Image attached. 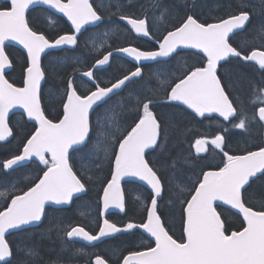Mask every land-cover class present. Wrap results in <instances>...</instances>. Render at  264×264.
Returning <instances> with one entry per match:
<instances>
[{
    "label": "snow or ice",
    "instance_id": "obj_1",
    "mask_svg": "<svg viewBox=\"0 0 264 264\" xmlns=\"http://www.w3.org/2000/svg\"><path fill=\"white\" fill-rule=\"evenodd\" d=\"M36 5L54 10L51 15L62 14L71 25V34L51 39L30 26L26 12ZM114 6L115 12L103 4L96 7L90 0L0 2V142L15 135L10 127V112L13 109H22L34 128L30 134L25 133L18 154L0 161V171L14 170L23 166L25 161L38 162L43 166L40 168L42 174L30 181L26 190L16 189L13 184L11 191H0V197L10 200L0 210V264H12L14 256L35 257L34 246L23 243L14 247L7 235L38 226L47 214L46 205H70L81 194L86 195L91 184L99 185L97 208L102 218L99 230L93 234L83 225H64L62 221L50 225L48 231L55 229L64 243L80 240L94 246L95 242H102L106 237L142 230L151 238L150 242L142 249L128 250L120 264H264V206L254 208L245 195L254 179L264 177V147L243 154H229L225 150L224 135L216 134L211 139L197 138L192 145L197 157L206 153L211 145L213 150L223 153V159L222 166L217 169L201 170L202 175L197 177L191 188L181 184L166 187L160 169L147 158L150 151L160 149L161 154L167 151L168 129L172 126L171 121L166 124L156 112L158 93L163 94L164 105H183L194 118H208L215 114V117L244 131L257 117L258 122L264 125V83L253 88L251 103L260 106L249 118L246 106L242 101L237 106L238 102L231 98L220 75L222 62L235 58L245 64L252 62L264 76V22L258 29H253L251 41L245 39L241 46L232 43L237 30L244 31L254 15L264 17V0H247L213 22L200 20L194 12L186 11L178 25L171 30L165 29V33L156 38V50L117 47L106 51L87 70L75 68L63 88L60 100L62 114L55 120L50 118L42 107V81L46 77L42 54L46 50L74 51L79 43V34L86 30L85 26L98 28L105 22V13L109 23L113 16H117L137 36L152 39L151 19L144 5H141L143 15L140 17L124 14L126 6L121 0H116ZM160 6V0H151L153 9ZM227 7H232L230 2ZM170 11L164 8L162 15ZM104 34L107 35V32ZM9 41L21 46L26 54L21 57L22 86L6 78V70L13 66L10 55L6 54V42ZM181 48L195 50L193 55L199 57L197 63L185 67L180 75L172 74L163 80L153 73L157 75L159 86L148 90L152 95L144 94L141 86L140 91L129 92L127 102L121 97L114 104H108L129 83L142 78L141 61L163 63L165 58H171ZM96 51L99 52V49ZM114 52L132 57L137 66L114 82H102L96 72L110 63ZM65 61L80 63L67 56ZM77 72L80 78H87L89 82L83 92L76 84ZM100 105L107 107L97 114L94 124L91 113ZM117 107L122 110L121 113L115 111ZM122 114L131 116V122L126 119L121 121ZM235 120L238 122L233 123ZM74 153H80L82 160L88 157L92 175L85 178L83 171L76 170ZM180 158H172L168 167L175 171ZM184 163H190V159L185 157ZM96 172L103 173L102 177H95ZM125 178L147 186L148 197L143 202L146 218L139 223L130 221L118 226L105 217L110 208L126 213L121 188ZM166 190L169 191V203L179 205L182 227L179 239L170 234L160 214V201ZM216 202L236 210L241 218L237 229L229 232L223 212L218 210L220 205ZM23 264H29V261L24 260ZM90 264H108V261L97 254Z\"/></svg>",
    "mask_w": 264,
    "mask_h": 264
},
{
    "label": "trees",
    "instance_id": "obj_2",
    "mask_svg": "<svg viewBox=\"0 0 264 264\" xmlns=\"http://www.w3.org/2000/svg\"><path fill=\"white\" fill-rule=\"evenodd\" d=\"M142 1V0H140ZM167 8L170 9L172 14H179V19L184 18L185 12H194L196 16L199 17L200 20H207L209 22L214 21L218 17L226 16L229 11L236 10L238 6L242 3H246V0H167ZM231 3L232 7L228 8L227 5ZM149 4V3H148ZM147 3L145 4V7ZM178 11V12H177ZM30 23V22H29ZM60 24L57 29L54 30V34H50L46 26L43 25H32L31 26L37 31H41L45 33L49 38H56L58 35L65 34L69 31L68 27L60 21ZM239 37H244V33L239 34ZM79 50V45L76 47V51ZM12 51H8L10 56ZM16 57L13 56L14 64H15V73L13 79L16 85H20V79H22V60L23 56L20 52L16 51ZM57 56V53L54 52V57ZM51 57V56H48ZM80 58L81 55H78ZM91 57V56H89ZM180 57L179 61L182 63V69L184 67L192 66L197 63L199 60L198 56L193 55V53H183ZM231 61V62H230ZM225 63L229 65V69L225 74L223 68L220 69V75L223 78V82L226 85L228 91L231 93V98L234 101H237V106L239 107V102L242 101L243 104H248L249 100L246 98L245 92L249 88V83L251 82V78L247 76L245 73V69H254L257 68L255 66L246 67V64L240 62L239 60H230ZM252 65V64H251ZM46 70V82L45 86H50V88L54 87V92L63 91V88L66 86V80L69 75L73 74L74 70H70L73 68L65 66L56 67L55 69H48L44 66ZM181 69V70H182ZM227 67L224 68L226 70ZM232 70L229 73V70ZM179 75V74H178ZM156 76V75H155ZM42 88V107L46 111L47 115L52 119H57L59 115L62 114V105L60 104L61 97H54V100L51 103H47L45 99V89ZM153 89H157V86H152ZM149 95H152L150 93ZM157 99V97H153ZM164 100L163 94L158 93V101L159 106L156 108V112L158 115L162 116V119L167 124L168 121H171L172 126L168 129V139H167V151L161 154V150L157 149L155 152H149L148 159L153 162L154 166L161 171V175L163 176V182L166 185H174L181 184L187 188H191L194 181L198 176L202 175V171L207 170H215L218 167L222 166L223 153L219 150H213L211 146H209V150L203 155H199L194 152L192 145L194 144L197 138H207L211 139L216 134H222L225 136V150L229 152V154H243L245 151L251 150L249 147H246L241 144V135L240 133L232 126V124L221 121L214 117L208 118H194L193 115L189 114L190 112L179 106H167L162 102ZM247 108V107H246ZM248 110V109H247ZM250 112V111H249ZM254 113H249V116L252 117ZM123 115V114H122ZM94 118V117H93ZM92 118V120H93ZM121 121L127 120L131 122V116L123 115ZM238 122V121H236ZM233 121V123H236ZM94 123V122H93ZM227 129V131H225ZM95 135V132L93 133ZM24 138V131H16L13 142L9 144H0V161L10 158L14 154H18V149L20 148L21 141ZM264 145V134L260 133L257 137V144L254 146L256 149L262 147ZM254 149V150H256ZM79 155H81L79 153ZM73 155L75 168L77 171H83L85 173V178L88 175H92V172L89 169L92 167L91 161L88 157H84V161H86L89 166L86 168L79 169L75 157ZM180 156V160L178 161V166L175 171H173L168 165L171 164V159ZM187 157L190 159V163H184V158ZM83 161V160H82ZM42 165H32L31 167L20 168L10 172L9 174L0 171V179L2 181L8 182L10 177H17L16 179L20 181V189L26 190V185L29 184L38 174H40V168ZM103 173L96 172L95 177H102ZM10 178V179H9ZM15 179V180H16ZM185 184V185H184ZM90 190L86 195H83L77 198L72 206L62 211L54 212V214H59V221L63 220L64 225L77 226L83 225L86 230L94 233L95 231V222H99V212L97 208V189L99 187L98 184H91ZM125 199H126V213L124 217L128 219H133V221H138L142 216L144 217L145 209L144 207L138 206V214L132 212L133 206L130 205L133 201V198L136 199L142 198L144 201L148 197V192L144 189L131 184H125L123 186ZM247 202L252 205L254 208H260L264 206V177L260 179H254L251 183V186L248 188V192L245 194ZM148 200L147 202H149ZM223 212V218L226 220V226L228 227L229 232L237 229L240 226L241 219L232 213L231 211L218 209ZM73 211V212H72ZM72 212V213H71ZM81 212L84 214L81 215ZM74 215H71L73 214ZM160 214L163 216L164 220L167 223V226L170 230V234L174 236V238L179 239L182 236V227L180 223V210L179 205H171L169 203V191L166 190L164 193L163 200L160 201ZM71 215V216H69ZM49 222V218L46 220ZM55 224V222H54ZM56 231V230H55ZM127 235V234H124ZM139 237L141 235L138 232H134L131 237ZM47 237L51 238L47 233L43 235H38L36 239L32 241L24 240L21 234H15L12 236L9 241L12 245L18 246L23 243H27L30 246H34V250L37 255L35 257H41L39 262H36L32 256H14L12 258V264H23L24 260H28L29 264H48L51 261L54 262H62V263H73L74 261H78L76 250L74 248L73 243H64L59 238L57 232H54V244L50 242H43L42 240ZM134 237V238H135ZM127 238V237H126ZM129 238V237H128ZM136 241L137 238H136ZM64 249V252L61 253V249ZM113 251H128L131 248L127 247L124 243L117 244L116 246L111 247ZM53 251V253L51 252ZM51 252V253H49ZM25 257V258H24ZM54 258V259H53ZM80 262V261H79Z\"/></svg>",
    "mask_w": 264,
    "mask_h": 264
},
{
    "label": "flooded vegetation",
    "instance_id": "obj_3",
    "mask_svg": "<svg viewBox=\"0 0 264 264\" xmlns=\"http://www.w3.org/2000/svg\"><path fill=\"white\" fill-rule=\"evenodd\" d=\"M104 1H106V0H104ZM149 1L150 0H142V1H140V0H121V3L126 6L124 9V14L131 15L134 17L142 16L143 11L141 9V5H144L145 2H149ZM163 7L167 8V5L166 6L164 5ZM110 8H111V11H113V12L116 11V7L115 8L110 7ZM145 9L147 10V14L151 19V36H152L151 41L139 39L136 36H134L130 31H128L124 27L122 22L118 20L117 16H113L112 22L109 23L107 13H105V22L102 24H104L107 28L113 30L112 31L113 40L123 43V45L121 47H137L140 50H144V51L156 50V48L158 47V45L156 43V38L161 37L162 34H164L163 32H160V28L165 27V26L168 27V26H170L169 24H172V23L174 25H178L180 23L179 14L178 13L172 14L171 12H167L168 16L166 15V18H165V17H162V15L160 14V11L157 10V8L153 9L151 7V4H148L145 7ZM32 17L34 18V21H37L40 16L37 18V13L33 12ZM261 19H262V17H260L258 19V16L254 15L252 17L251 23H249V26L244 31V32L248 33V36L245 35L244 37H242L243 40L240 37H232V43L234 44V46L243 45L245 42V39H247L248 41H251L253 39V35H254L253 29L254 28L258 29L259 26L261 25V23L264 22V20H261ZM175 20H177L176 23H175ZM46 25H47V27H50L52 30V33H54V29H55V25H56V22H54V17H53L52 21L51 20L47 21ZM86 30H93L94 32H96V31H98V28L95 27V28H89ZM102 30L103 29H100V31H102ZM84 33L85 32L79 34V40L83 39ZM112 37H108V38H112ZM8 50L12 51V49H8ZM106 51H111V50L100 51L98 54H95L92 59H86L84 62V70H87L88 68H90L95 63V60L97 58H101L102 55ZM176 56H178V55H176ZM176 56L174 58H176ZM14 57H16V56H14ZM10 59H12V61H13L12 73H15V70H14L15 64H14L13 57L10 56ZM162 65L163 64L159 65V63H158L154 66L159 67ZM152 66L143 65L142 66L143 74H145V72H147L148 70L153 71L156 69V68L153 69ZM252 66H254L252 62H249L246 64V67L252 68ZM135 67L136 66L134 64H132V63H130L124 59H121L117 56H112L110 59V63L106 67L97 71L96 76L102 82H105V83L108 81L114 82L115 79L122 78V76L127 74L128 72L134 71ZM225 67H227L226 70H224ZM255 67H257V66H255ZM222 68H223L224 73L226 74L227 73L226 71L230 67L227 64H223ZM231 71L232 70L230 69L229 73H231ZM244 71L247 74V76H249L251 78V82L249 83L250 86L247 89V91L245 92V95L247 96L246 98L248 100H251V99H253V88H254V86L261 85L262 83H264V76H262L261 73L257 71V69L256 70L245 69ZM76 76H77L76 84L79 87V90L83 92L86 89V87H88L89 82H87V79L80 78L79 73H76ZM126 88H124V90ZM124 90L122 92H120V94L116 97H119L120 95L127 96L129 94V92H126ZM116 97H114V98H116ZM114 98H112L111 100H113ZM245 106L248 107V104H245ZM259 106H260L259 104L255 105V107L253 109L254 113ZM248 115H249V113H248ZM255 122H258V117L256 118ZM252 123L254 124V122H252ZM258 124H260V123L258 122ZM262 126H264V125H262ZM27 127H28V123L23 120L22 125L19 128H17V130L19 129L21 131H24L23 130L24 128L28 129ZM31 128L33 129V126ZM247 131H243V133H245V132H247V133H245L241 137H242V140L244 139L247 141V147H249V146H251L252 142H254L256 140L255 136L257 135V133H256L257 130L254 127H253V130L249 127V129ZM55 211H59V210H55ZM132 212H134V213L136 212L138 214L137 206H133ZM71 215H74V213ZM71 215H69V216H71ZM58 221H59V218H58V216L54 215V209H52L51 220H50L49 224H44V222H43L42 225L39 227L42 230L41 235L47 233V235H49L51 237L50 239L45 237L42 240L43 242H50V241L54 242V232H56V231H54L55 229H53V231L49 232L48 229H49L50 225H55ZM60 221H62L64 224L63 220H60ZM120 221L121 222H124V221L130 222L131 221V222L139 223V221H136V220L133 221V219H128L126 217L120 218ZM54 222H55V224H54ZM131 235L132 234H130V235L129 234L118 235V236L106 241L105 244L102 243L99 246H96L95 248H93L92 250L85 251L83 253V255L85 257H89L92 254L91 252H94L96 255L97 254L98 255H104L105 254L107 257L106 256H104V257L108 261V264H120V260L122 259L123 254L126 251H124V252H122L121 250L120 251H113V250H111L112 249L111 247L116 246L117 244L124 243L125 245H127L128 248L129 247L132 248L133 246L136 245L137 241H136V237L135 236L131 237ZM133 250H134V248H133ZM85 253H88L90 255H85ZM32 258H34L36 260V262L41 261L40 260L41 257L40 258L39 257H32Z\"/></svg>",
    "mask_w": 264,
    "mask_h": 264
},
{
    "label": "rangeland",
    "instance_id": "obj_4",
    "mask_svg": "<svg viewBox=\"0 0 264 264\" xmlns=\"http://www.w3.org/2000/svg\"><path fill=\"white\" fill-rule=\"evenodd\" d=\"M164 1L165 0H163V3H164ZM246 2H247V0H246ZM98 3H99V6H101L103 4L102 2H98ZM103 5H104V7L105 6H107V7L109 6V4H103ZM258 7H259V5L257 4V8ZM161 10H162V8H161ZM257 16H258V19L261 17L260 15H257ZM261 20H264V17H262ZM176 22H177V20H175V23ZM91 40H92L91 41V48L93 49V51L96 54H98L100 51H102V50H104L105 48L108 47L109 43L111 41H113V37L112 38H108V35H104L103 32H97V33H94L93 34ZM97 49H99V52L96 51ZM77 61L80 62L79 65H83V63H84L82 60H77ZM66 64L67 63H66L65 59H55L54 60V66H53V68L55 69L56 67H58V65L65 66ZM164 74H165V76L162 77V78H160L161 80L166 79V78H168L169 76H171L172 74H175V73H167V72H164ZM50 86L51 85H49L48 87L46 86L47 88L45 89V94H44L47 103H51V101L53 100L54 97H61V95H62L61 92H54L52 90V88H50ZM156 86L157 87L159 86L158 79H156ZM143 88H144V94H147V95H149L151 93L148 90L149 89H153L152 87H149V86H146V85H143ZM140 89H141V86L137 90H135V91H140ZM135 91H133V92H135ZM127 98L128 97H125V101L126 102H127ZM118 100H120V99H118ZM118 100H115V101L111 102L109 105L114 104ZM115 111L117 113H121L122 110L119 107H117L115 109ZM102 112H103V110L101 111V113ZM122 116L123 115H121L120 118ZM106 123H107V121L105 120L104 121L105 126H106ZM241 139H242V137H241ZM101 140H102V138H101ZM240 142H241L242 145H244V146L247 147V141L246 140L243 139ZM74 158H75V161H76L78 167H80L79 169L86 168L87 166H89V164H87L86 161H84V159H85L84 157H83V161H82L81 155L78 154ZM13 184L15 185V188L16 189L19 188V185H18L19 184V180L18 181L17 180H11L9 182H1L0 181V191H5V190L11 191V186ZM173 185H174V183H173ZM3 200H4V197H0V207H1V204H2ZM51 244H54V242H51ZM51 252L53 253V251H51ZM51 252H49V253H51ZM60 252L63 253L64 252V249L62 248Z\"/></svg>",
    "mask_w": 264,
    "mask_h": 264
},
{
    "label": "water",
    "instance_id": "obj_5",
    "mask_svg": "<svg viewBox=\"0 0 264 264\" xmlns=\"http://www.w3.org/2000/svg\"><path fill=\"white\" fill-rule=\"evenodd\" d=\"M37 6H42V5H36V6H32V7H30V8H33V7H37ZM42 7H45V8H47V6H42ZM51 13H53L54 12V10H49ZM27 13V12H26ZM55 15H58V16H61L62 18H64L65 19V21L67 22V24L71 27V25H70V23L66 20V18L65 17H63L62 16V14H59V13H57V14H55ZM124 25H125V27L128 29V30H130V26H127L126 25V22H123V21H121ZM85 27H93V26H85ZM131 31V30H130ZM132 32V31H131ZM238 32H240L239 30H237V33ZM132 33H134V32H132ZM134 35L135 36H137V34L136 33H134ZM137 37H139V38H143V39H149V38H147V37H142V36H137ZM6 45H10V46H13V47H15V48H18V49H20L21 51H23L24 52V50L22 49V47L21 46H19V45H16L15 44V42H11V41H9V42H6ZM67 47V46H66ZM181 50H190V49H178L177 51H181ZM49 50H46V53L48 52ZM190 51H193V52H195V50H190ZM45 53V54H46ZM114 54L115 55H118V56H120V57H122V58H124V59H126V60H128L129 62H131V63H133V64H136L137 65V62L136 61H134V59L132 58V57H129V56H127L126 54H124V53H116V52H114ZM44 56V54H42V57ZM167 59H169V58H165V60H167ZM152 63H155V62H153V61H141L140 62V64L141 65H145V64H152ZM107 65H105V66H103L102 68H104V67H106ZM6 71H8V70H6ZM84 79H87V78H84ZM42 84H43V81H42ZM179 106H181V107H183V108H185V106H183V105H179ZM188 111H190V110H188ZM14 112H20V113H22L23 114V110L22 109H13L11 112H10V115L12 114V113H14ZM25 116H26V114H24ZM207 115V114H206ZM213 116H215V114H213ZM26 118H27V116H26ZM222 119V118H221ZM27 121H28V119H27ZM30 122V121H29ZM33 123V122H32ZM9 139V138H8ZM202 154V153H201ZM30 161H25V162H23V165H26V164H28ZM20 167V166H19ZM15 168H17V167H15ZM10 171V170H9ZM129 180H130V178H125V180L124 181H122V184L123 183H125V182H129ZM130 183H136V184H139V185H141L142 187H144L145 189H147V186H145V185H143V183L142 182H139V181H134V182H130ZM122 184H121V188H122ZM148 190V189H147ZM149 191V190H148ZM82 195V194H81ZM218 205H220V207L221 208H224V209H227V210H230V211H232V212H234L236 215H238L237 213H236V210H234V209H231L229 206H227V205H223L221 202H216ZM47 206V205H46ZM50 206H53V207H63V206H67V205H62V206H54V205H50ZM110 212H120L119 211V209H115V208H110L109 210H108V212L107 213H110ZM106 213V214H107ZM239 216V215H238ZM30 227H36V226H30ZM30 227H28V228H30ZM142 231V230H141ZM146 236H147V234L146 233H144ZM106 238H108V237H106ZM149 238V237H148ZM150 240H151V238H149ZM75 242H80V243H83V244H86V242H84V241H80V240H76ZM95 243H97V242H95ZM87 245V244H86Z\"/></svg>",
    "mask_w": 264,
    "mask_h": 264
}]
</instances>
